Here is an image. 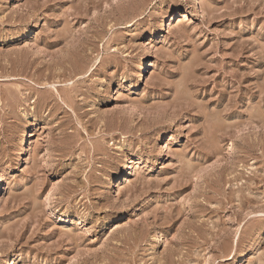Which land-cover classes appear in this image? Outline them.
<instances>
[{
	"label": "rangeland",
	"instance_id": "374dc122",
	"mask_svg": "<svg viewBox=\"0 0 264 264\" xmlns=\"http://www.w3.org/2000/svg\"><path fill=\"white\" fill-rule=\"evenodd\" d=\"M0 176V264H264V0H0Z\"/></svg>",
	"mask_w": 264,
	"mask_h": 264
},
{
	"label": "bare ground",
	"instance_id": "6f19581e",
	"mask_svg": "<svg viewBox=\"0 0 264 264\" xmlns=\"http://www.w3.org/2000/svg\"><path fill=\"white\" fill-rule=\"evenodd\" d=\"M178 16L179 15L173 14L169 17L168 21H175L177 19L178 22L180 23L181 21L179 20ZM165 26L166 25L163 24V28ZM147 60H148L147 62H145L141 65V67L139 68V71H138L139 72L138 75H139V77H141V79H144L149 74L150 69H152L154 66L153 58L151 55L148 56ZM132 178H133V173H132L130 168H127L126 174H124L120 178H118L116 180V183L118 184V186H121V185H124V184H127L128 182H130ZM3 188H4V181H3V178L0 176V192L3 190Z\"/></svg>",
	"mask_w": 264,
	"mask_h": 264
}]
</instances>
